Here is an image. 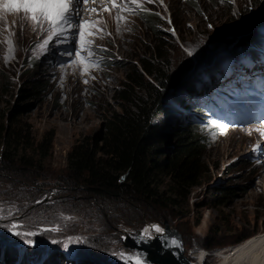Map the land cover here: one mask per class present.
<instances>
[{"label":"rangeland","instance_id":"1","mask_svg":"<svg viewBox=\"0 0 264 264\" xmlns=\"http://www.w3.org/2000/svg\"><path fill=\"white\" fill-rule=\"evenodd\" d=\"M141 2L144 10L138 13L120 14L119 10L109 8L111 13L86 19L93 27L92 34L88 36L92 51L96 57H103L99 69L90 68L86 74H82L81 65L70 64L73 59L57 62L56 55L65 52L61 50L64 45L50 44L47 51L42 50L39 45L47 34L39 28L34 31L27 20L23 22L21 33L22 13L0 9V15L6 21L0 22V108L10 110L14 105L29 107L33 104L20 120L28 123L36 140L48 130L55 133L52 152L46 160L45 172H39L40 178L61 172L72 144L86 135L104 131L106 116L113 110L121 111L118 104L125 101L120 91L124 83L130 82L127 75L131 73L132 66L139 67L136 54L148 57L158 70L153 71L154 75L157 78V74L160 76L163 72V80L165 75L182 73L186 65L189 68L182 75H185V81L175 97H167L164 109L154 115L153 123L161 128L163 135L169 134L162 143L164 152L173 148L178 125L196 123V133L203 138L201 156L204 172L200 185L192 187L187 198L180 200L181 204L176 207L152 208L144 203L127 205L123 202L101 206L100 203L74 199L65 201L67 198L52 185L45 188L36 204L25 206L23 213L8 212L0 207V237L10 241L18 238L23 242L30 240L32 246H43L44 252L36 264H43L41 259L45 257L46 261L48 251L55 245L62 256L54 258L53 264H135L134 261H122L113 253H135L129 244H125L127 235L147 230L152 223V226L176 230L182 238L184 254L195 264H225L226 254L264 233V144L259 131L253 128L240 131L241 127L236 128L234 124L220 129V117L210 112L211 116L204 119L198 117L199 112L196 111L199 104L211 106V99L217 98L218 114L231 113L232 105L239 108L234 91L248 92L249 82L263 77L264 60L253 64L250 57H239L264 51V28L259 30L257 40L236 49L233 48L234 43L225 42L228 36L223 39L218 33L237 17L264 16V0ZM147 4L150 5L148 9L158 16L155 32L141 20ZM120 16L124 19H118ZM256 23L263 24L264 19ZM8 39H12L15 47L10 60L5 59L9 54ZM99 45L106 51H100ZM235 56L240 60L231 62L227 66L229 73H223V66ZM245 61H248V67L244 65ZM35 68L42 72L35 76L43 81L45 91L37 99L23 101L19 86L26 82L28 74ZM210 76L211 79L208 78ZM85 80L88 82L84 83ZM193 97H197L194 102ZM258 105V110L264 111V101ZM195 118L197 122L192 121ZM164 180L169 183L168 179ZM223 187L232 188L234 194L222 207H211V192ZM90 204L92 207L88 206ZM17 205L15 202L14 206ZM150 217H158L161 222L147 221ZM14 232L25 235L16 236ZM245 234L248 235L246 240L236 242ZM216 242L222 245L212 249L206 247ZM27 244L23 245L24 250ZM16 246L19 247L18 244ZM54 255L57 256L56 253Z\"/></svg>","mask_w":264,"mask_h":264},{"label":"trees","instance_id":"2","mask_svg":"<svg viewBox=\"0 0 264 264\" xmlns=\"http://www.w3.org/2000/svg\"><path fill=\"white\" fill-rule=\"evenodd\" d=\"M149 6L147 4L141 20L155 32L158 16L148 9ZM253 16L237 17L218 35L221 38L226 33L243 35L234 45L235 49L257 40L259 29ZM249 55L253 61L259 57L258 53ZM239 56L231 61L237 62ZM243 56L239 58H248ZM135 59L139 67L132 66L131 73L127 75L130 82L124 83L120 91L125 101L118 104L121 111L113 110L106 116L104 131L86 135L72 144L67 152L66 166L59 173L52 172L46 174L45 178L39 177V172H45L46 160L52 152L54 130L46 131L36 140L28 123L20 120L29 110H20L18 106L21 105H14L10 110L0 108V207L8 212L23 213L24 207L36 204L50 185L58 187L59 192L67 198L65 201L74 199L100 203L101 206L123 202L127 205L144 203L152 208L176 207L181 204L180 200L187 198L192 187L200 185L204 172L201 156L203 138L196 133L197 124L178 125L174 132L173 148L164 152L162 143L166 137L169 138V134L163 135L161 128L153 123L154 115L164 109L166 90L176 83L177 77L169 74L163 80L162 72L160 76L157 74V79L153 71L158 70L148 57L136 54ZM35 69L28 74L26 82L19 86L23 101L37 99L45 91L43 81L35 76L42 72ZM223 69L226 72L227 65ZM146 91H150L149 94ZM195 99L197 97H193V102ZM198 108L196 111L202 115V106ZM192 121L196 122L195 119ZM165 178L169 183L165 182ZM233 194L234 190L230 187L220 188L211 192L209 204L213 208L222 207ZM15 202L17 206H14ZM88 206L92 207V204ZM151 220L161 222L158 217H150L147 221ZM246 237L247 234L236 242L246 240ZM7 239L0 237V264H36L44 252L43 246H32L26 240L25 243L20 238L12 241ZM16 244L23 252L21 249L18 252ZM24 244H27L25 250L22 248ZM219 245L222 244L209 243L206 247L212 249ZM57 248L55 245L49 253L46 252L49 255L46 261L45 257L41 259L43 264H53L54 258L62 256L61 250ZM18 258L19 262H15Z\"/></svg>","mask_w":264,"mask_h":264},{"label":"snow or ice","instance_id":"3","mask_svg":"<svg viewBox=\"0 0 264 264\" xmlns=\"http://www.w3.org/2000/svg\"><path fill=\"white\" fill-rule=\"evenodd\" d=\"M87 2L88 0H0V9L22 13L20 17L21 33L23 32V22L25 20L28 21L34 31L39 28L41 32L46 33V38L39 45L42 50L47 51L50 44L70 45L71 50H66L62 55L73 57L70 64L72 66L81 65L82 74H86L90 71V68L98 70L103 62V57H96L94 51H92L93 45L91 41L86 40L88 26L87 22L82 21L81 13L83 10L82 6ZM148 2L150 3L152 0H148ZM112 3L113 7L118 8L121 12L138 13L144 10L141 0H124L123 8L117 5L115 0H112ZM118 19L123 20L124 17L120 16ZM0 22H6L2 15H0ZM15 23L13 21V25ZM7 30L10 32V28ZM7 43L9 45V54L5 59L10 60L15 53V47L12 39H8ZM99 50L106 51L103 48ZM82 53L87 55H82ZM76 57H79V59H76ZM87 82V80L84 81V83ZM12 227L15 228L16 225H12ZM152 227L157 232L162 231L158 225ZM13 234L16 236L25 235L21 232H14ZM26 235H35V233H27ZM144 235L150 237V233L147 230H145ZM27 242L32 243L30 240ZM113 254L119 255L122 261H134L135 264H145L143 255L139 252Z\"/></svg>","mask_w":264,"mask_h":264},{"label":"water","instance_id":"4","mask_svg":"<svg viewBox=\"0 0 264 264\" xmlns=\"http://www.w3.org/2000/svg\"><path fill=\"white\" fill-rule=\"evenodd\" d=\"M260 17L261 18H255V20L262 22L264 16ZM262 28H264V23L258 24V29L260 30ZM224 35L229 37H223V39L228 38L225 42L234 43V45H236L238 40L243 36L238 34H229L231 35L229 36L227 33ZM184 71H189L187 65L183 68L182 73H176L174 75L177 77V81L166 90L164 101H166L167 97V99L175 97L177 91L183 86L185 75H182ZM15 107H17V105ZM18 107H20V110L27 111L29 107H33V104H30L29 107H25V105ZM173 241H175V243H173ZM125 244H129V247L135 253H141L145 260V264H191L190 259L184 254L185 248L180 234L176 230L170 231L167 226H164L163 232L159 233L155 238L146 237L140 230L139 232L137 231L136 233L127 235V242Z\"/></svg>","mask_w":264,"mask_h":264},{"label":"bare ground","instance_id":"5","mask_svg":"<svg viewBox=\"0 0 264 264\" xmlns=\"http://www.w3.org/2000/svg\"><path fill=\"white\" fill-rule=\"evenodd\" d=\"M263 187H264V181H263ZM152 224H150L149 228H147V232L150 233V237L155 238L159 233L163 232V228L160 227L162 231L157 232L155 229L153 230V228H151ZM140 231L144 235L145 230L143 231L142 229ZM188 258L190 259V257ZM190 262L191 264H195L194 261H192V259H190ZM224 263L225 264H264V233L248 239L247 241L239 245L237 248H235L232 252L226 254V260Z\"/></svg>","mask_w":264,"mask_h":264},{"label":"clouds","instance_id":"6","mask_svg":"<svg viewBox=\"0 0 264 264\" xmlns=\"http://www.w3.org/2000/svg\"><path fill=\"white\" fill-rule=\"evenodd\" d=\"M101 46V45H100ZM63 51V50H62ZM200 106H202V109H203V113H202V115H200V112H199V114L197 115L198 117H202V118H205V114H204V108H203V104H199ZM195 120H196V122L198 121V119L197 118H195Z\"/></svg>","mask_w":264,"mask_h":264}]
</instances>
